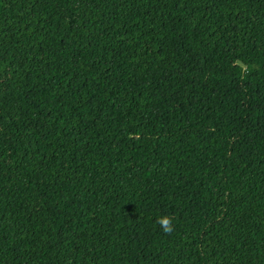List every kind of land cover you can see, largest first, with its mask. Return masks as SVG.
I'll list each match as a JSON object with an SVG mask.
<instances>
[{
  "label": "trees",
  "instance_id": "1",
  "mask_svg": "<svg viewBox=\"0 0 264 264\" xmlns=\"http://www.w3.org/2000/svg\"><path fill=\"white\" fill-rule=\"evenodd\" d=\"M0 264H264V0H0Z\"/></svg>",
  "mask_w": 264,
  "mask_h": 264
},
{
  "label": "clouds",
  "instance_id": "2",
  "mask_svg": "<svg viewBox=\"0 0 264 264\" xmlns=\"http://www.w3.org/2000/svg\"><path fill=\"white\" fill-rule=\"evenodd\" d=\"M157 223L160 225V227L165 233L171 232L172 222L167 216L160 217L157 220Z\"/></svg>",
  "mask_w": 264,
  "mask_h": 264
}]
</instances>
